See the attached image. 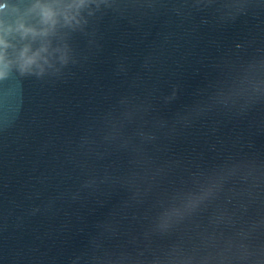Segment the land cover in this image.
Listing matches in <instances>:
<instances>
[{
    "label": "water",
    "instance_id": "95a60500",
    "mask_svg": "<svg viewBox=\"0 0 264 264\" xmlns=\"http://www.w3.org/2000/svg\"><path fill=\"white\" fill-rule=\"evenodd\" d=\"M77 19L66 63L0 78V264H264V0Z\"/></svg>",
    "mask_w": 264,
    "mask_h": 264
},
{
    "label": "clouds",
    "instance_id": "9594fccd",
    "mask_svg": "<svg viewBox=\"0 0 264 264\" xmlns=\"http://www.w3.org/2000/svg\"><path fill=\"white\" fill-rule=\"evenodd\" d=\"M87 2L88 0H51L49 3L34 0L23 14L13 6L11 12L15 15L14 21L6 24L0 20V78L6 77L13 66L21 74L30 73L33 70L39 74L43 72L45 65L51 66L56 59L62 64L66 63V46H52L48 37L56 33L58 26L74 27L78 24L77 17L80 9ZM5 7L0 4V10H4ZM30 14L39 18L38 23L41 27L37 28L25 22V18ZM13 33H18L21 39L39 38L40 43L35 48L30 43H25L19 49H15L6 39ZM9 47L13 48L11 54L6 51Z\"/></svg>",
    "mask_w": 264,
    "mask_h": 264
}]
</instances>
